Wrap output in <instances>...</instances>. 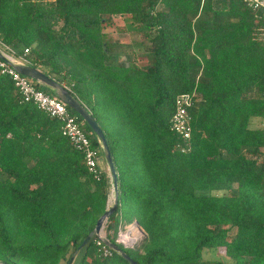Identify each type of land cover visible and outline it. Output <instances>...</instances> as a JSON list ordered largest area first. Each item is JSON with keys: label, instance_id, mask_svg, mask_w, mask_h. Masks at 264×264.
I'll return each instance as SVG.
<instances>
[{"label": "trees", "instance_id": "1", "mask_svg": "<svg viewBox=\"0 0 264 264\" xmlns=\"http://www.w3.org/2000/svg\"><path fill=\"white\" fill-rule=\"evenodd\" d=\"M119 15L131 18L146 60L114 55L105 28ZM0 40L29 47V65L65 85L103 129L119 182L111 242L137 264H264L260 13L244 0H0ZM193 91L186 144L171 119L177 96ZM112 185L0 69V261L72 264ZM222 188L231 193L212 194ZM134 221L146 235L128 249L116 240ZM220 249L223 259L205 256ZM79 252L78 264H134L105 256L98 238Z\"/></svg>", "mask_w": 264, "mask_h": 264}, {"label": "built area", "instance_id": "2", "mask_svg": "<svg viewBox=\"0 0 264 264\" xmlns=\"http://www.w3.org/2000/svg\"><path fill=\"white\" fill-rule=\"evenodd\" d=\"M244 1L255 12H258V14L260 13L264 17V0ZM204 2L205 0H201L202 5ZM30 50L31 49L27 47L23 50V53H19L16 49L0 40L1 72L12 79L23 101L35 103L40 110L62 122L63 135L70 140L75 149L82 152L89 172L98 178L100 174L104 172L100 168L101 151L97 146H95L92 134L85 130L84 121L80 120L78 114L71 112L68 108L69 106L64 101L57 96H52L37 88L38 82L36 80L22 74L16 68L17 64H29L30 61L28 55ZM196 95V91L178 95L175 101V113L171 119V130L181 136V138L185 140L186 144L190 143L192 135L190 110L194 105ZM187 147H184L183 151L190 149L189 145H187ZM112 193V196H114L113 185ZM103 231L102 237L98 238V244L101 245L105 256H112L114 250L105 243V239H109L107 237V233ZM140 233L141 232L136 224V221L123 225L120 227L116 242L128 249L135 248L137 246Z\"/></svg>", "mask_w": 264, "mask_h": 264}, {"label": "water", "instance_id": "3", "mask_svg": "<svg viewBox=\"0 0 264 264\" xmlns=\"http://www.w3.org/2000/svg\"><path fill=\"white\" fill-rule=\"evenodd\" d=\"M1 54V52H0ZM16 68L22 74L29 76L36 80L38 83L43 84L51 88L56 96L64 101L68 106H70L78 115L82 117V119L91 127L92 131L98 137L100 145L102 147L104 157L106 159L109 172L112 176L113 180V189H114V201L112 204L108 205L105 212L99 217L94 229L88 234V236L84 239L79 248L75 251L72 256L71 262H73L77 253L83 249L93 238H101L102 231L105 228V225L108 219L112 216V214L117 210L119 205V182H118V173L113 160V156L111 153V149L109 143L107 141L106 135L95 119L94 115L91 111L63 84L56 81L54 78L46 74L41 69L34 67L29 64H17ZM136 224L139 228L140 224L136 221ZM105 243L109 245L114 251L130 260L134 264H137L122 248L119 247L118 244L111 242L110 240L105 239ZM0 263H2L0 261Z\"/></svg>", "mask_w": 264, "mask_h": 264}, {"label": "rangeland", "instance_id": "4", "mask_svg": "<svg viewBox=\"0 0 264 264\" xmlns=\"http://www.w3.org/2000/svg\"><path fill=\"white\" fill-rule=\"evenodd\" d=\"M113 22H114V25L105 28V31L108 33L109 39L112 42V48L114 50V55L117 57L127 55L129 57H132V59H134L135 61L146 60L147 59L146 52L143 50L140 44L141 37L138 34L137 29L132 24V21L129 15L116 16L113 19ZM121 28H123L124 30H121ZM42 86L44 89L53 91L48 86H45L43 84ZM255 126L263 127V125L260 122H258ZM100 168L102 169V171H106L108 169V165L104 157V153L101 154ZM232 189H236V185H234ZM230 193L231 191L228 188L217 189L212 192V194H220V195L230 194ZM112 194L113 193H112V188H111V193H110V198H109V201L111 204L114 201V196H112ZM103 230L106 232L105 228ZM139 230L141 233L137 241V245H140V243L144 240L145 235H146L142 228H139ZM74 253L75 251L71 252L70 262L72 260V256L74 255ZM205 256L207 258L213 257V258L223 259L224 250L220 249L218 252H213L212 254L210 252H206ZM81 257H82V252H78L77 255L75 256V259L71 263L78 264Z\"/></svg>", "mask_w": 264, "mask_h": 264}, {"label": "crops", "instance_id": "5", "mask_svg": "<svg viewBox=\"0 0 264 264\" xmlns=\"http://www.w3.org/2000/svg\"><path fill=\"white\" fill-rule=\"evenodd\" d=\"M106 171L109 172V168H108ZM106 171H105V172H106ZM109 174H110V172H109ZM111 188H112V187H111ZM109 204H110V201H109L108 205H109Z\"/></svg>", "mask_w": 264, "mask_h": 264}]
</instances>
